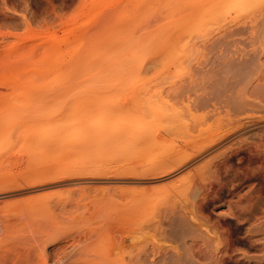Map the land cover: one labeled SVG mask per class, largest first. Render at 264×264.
<instances>
[{"label":"rangeland","instance_id":"rangeland-1","mask_svg":"<svg viewBox=\"0 0 264 264\" xmlns=\"http://www.w3.org/2000/svg\"><path fill=\"white\" fill-rule=\"evenodd\" d=\"M185 87L239 112L158 121ZM0 229V264H264V0H0Z\"/></svg>","mask_w":264,"mask_h":264},{"label":"bare ground","instance_id":"bare-ground-1","mask_svg":"<svg viewBox=\"0 0 264 264\" xmlns=\"http://www.w3.org/2000/svg\"><path fill=\"white\" fill-rule=\"evenodd\" d=\"M187 89V90H185ZM188 87L183 88V90L181 89L176 96L173 97L172 102L170 103V109L167 110H158L157 111V117H158V121L162 122H168L172 125L173 129H177V130H190L191 123L192 121L196 120V118H200L201 117V113L205 112L204 116L207 115H215L216 113H219L220 110L225 109V107H227L229 109V111H231V114L235 115L238 114L239 111H237L236 107L230 106L229 101L225 99H219V97L214 96V98L212 97H208V96H191V94L188 92ZM188 93V94H187ZM228 101V102H227ZM200 112V113H196V112ZM200 115V116H199ZM203 116V117H204ZM193 118V120H192ZM251 119V118H250ZM248 120V118H247ZM246 120V121H247ZM237 120H231L227 125V128L224 130L223 133L216 135L215 139H212V141H218L221 138L225 137L226 135H228L230 132H232L235 129V124ZM245 121V123H246ZM252 121V119H251ZM253 121L255 122L256 120L253 118ZM252 121V122H253ZM248 123V122H247ZM251 123V122H250ZM245 124H241L239 126H243ZM188 130V131H189ZM170 155H165L162 158L159 159L158 162V169L162 168L164 169L163 171H167L168 169H171L174 166V163L177 164L180 162L179 158H174V159H170ZM156 164V163H155ZM46 205V204H43ZM48 205V204H47ZM43 206L40 204H38V209L40 210V207H42V210H49V205L48 206ZM33 207V206H32ZM31 207V209H33ZM36 205L34 206V209H36ZM29 210V209H28ZM1 230V229H0ZM144 256H145V251L143 253H141L138 257L139 261H145L144 260Z\"/></svg>","mask_w":264,"mask_h":264}]
</instances>
